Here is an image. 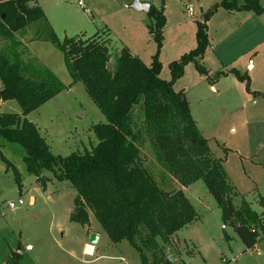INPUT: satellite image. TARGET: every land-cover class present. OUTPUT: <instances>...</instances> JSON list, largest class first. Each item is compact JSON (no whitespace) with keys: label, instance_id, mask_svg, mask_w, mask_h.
<instances>
[{"label":"rangeland","instance_id":"374dc122","mask_svg":"<svg viewBox=\"0 0 264 264\" xmlns=\"http://www.w3.org/2000/svg\"><path fill=\"white\" fill-rule=\"evenodd\" d=\"M149 1L155 7L160 6V0ZM220 1L166 0L168 26L176 29L177 24H184L179 34L175 29L172 31L176 36L172 42L175 49H184L194 39L190 22L193 19L201 22L203 15ZM235 1L237 5L244 2ZM130 2L36 0L35 4L44 12L46 21H36L16 34L20 43L16 52L22 60L35 67L48 68L64 85H69L71 80L62 53L48 42L28 44L37 36L44 37L48 26L60 42L65 38L86 39L98 34L110 47V65L125 46L148 66L155 51V43L148 33L152 20L144 12L128 6ZM259 4L263 6L264 0H259ZM217 11L209 21L207 32L213 41L221 33L220 26L227 25L221 17L228 12L222 8ZM260 35L255 52L264 59V32L260 31ZM11 47L9 42L0 38V49L4 48L8 54ZM176 55L177 51L172 50L165 56L161 79L169 81L168 60L177 58ZM206 66L219 70L210 62ZM197 73L190 64L187 71L184 70V78L178 79L173 89L188 90L191 116L201 135L207 139L212 156L222 160L234 188L233 205L239 207L241 200H245L253 211L264 213V95L243 99L240 84L232 75L219 79L218 92H214L210 85L216 81L215 73L209 80L202 81ZM240 87L244 88L242 84ZM253 87L264 88V68L255 70ZM0 112L20 114L21 109L17 102L7 101L3 102ZM27 119L36 123L50 152L61 157L91 151L97 144L92 126L105 123V117L81 83L61 92L30 113ZM133 121L138 126L142 123L139 107L134 110ZM0 145L2 155L16 168L22 182L19 193L12 172L0 160V264H5L12 252L21 254L19 264H141L138 253L128 242L114 244L110 241L91 212L87 211L86 225L69 221L76 191L68 181H59L52 172H45V187H42L26 172L21 147L3 140ZM139 149L140 163L151 173L159 188L167 193L181 189L196 214L192 222L167 242L156 239L161 253L168 254L172 264H264V239L260 238L254 247L246 249L231 227L223 228L221 211L201 180L182 188L158 164L147 137L142 138ZM91 235L97 237L95 244L89 241ZM86 245L93 247L92 254L85 253ZM142 249L151 260L152 251Z\"/></svg>","mask_w":264,"mask_h":264},{"label":"trees","instance_id":"16d2710c","mask_svg":"<svg viewBox=\"0 0 264 264\" xmlns=\"http://www.w3.org/2000/svg\"><path fill=\"white\" fill-rule=\"evenodd\" d=\"M35 1L0 0V38L12 46L8 54L4 48L0 49V104L15 101L21 109L20 114L0 112V140L21 147L26 172L42 187H45V172L70 183L76 197L69 221L86 225L89 211L112 243L126 241L136 250L141 264H172L168 254L161 253L156 239L167 242L192 222L196 214L181 189L173 193L161 190L140 163L139 144L147 137L158 164L182 188L199 180L203 182L221 211L223 228L231 227L246 249L264 239V213L253 211L245 200H241L239 207L233 205L234 188L222 160L212 156L208 141L191 116L184 93L173 89L188 64H193L198 74L209 80L201 60L209 46L207 23L218 8L261 15L264 5L260 6L259 0H244L241 5L235 0H222L212 6L202 21L196 22L195 48L168 64L169 81L160 78L159 61L166 0H160L159 7L151 5L147 12L152 20L148 33L155 43L148 66L124 46L108 69L110 49L98 34L60 42L47 26L45 36L34 39L48 42L62 53L71 80L69 85H64L48 68L35 67L16 52L20 46L16 34L36 21H46ZM227 73L244 83L246 92L254 95L246 72L230 69L215 73L214 78ZM77 83L84 86L105 117V123L92 126L97 144L91 151L61 157L50 152L27 116ZM136 107L142 110L139 126L133 121ZM0 160L12 172L20 193L22 182L18 171L1 151ZM142 248L152 251L151 260ZM20 260L21 254L12 252L5 264H19Z\"/></svg>","mask_w":264,"mask_h":264},{"label":"crops","instance_id":"0c3cea01","mask_svg":"<svg viewBox=\"0 0 264 264\" xmlns=\"http://www.w3.org/2000/svg\"><path fill=\"white\" fill-rule=\"evenodd\" d=\"M138 2L149 3L150 6L153 5L152 1L150 2L149 0H138ZM130 3H132V0ZM241 4H243V2L238 3V5ZM128 6H130V4ZM138 12H142V11H138ZM226 12H228L229 15L227 13L226 15H222L221 18L224 22H227V25H225L224 23V25L220 26L221 33L219 32V36L216 37V40L214 41L211 40L209 34L207 33L209 46L207 47L204 53V56L201 60V64L202 63L204 64L205 67L203 65L202 66L207 70L209 78L212 73H216L220 71L226 73L230 69H236L241 73L246 72L250 78V91L254 93V95H264V92H262L264 91V88L261 89V88L253 87L255 70H261L262 68H264V59L257 55L258 52H255V50L258 48V44L261 36L260 31L264 32V13L261 15H257L251 11H232V12L226 11ZM145 14L147 15V13ZM164 16L166 23L163 28V42L159 55V60L161 62L162 70L165 67V63H166L164 61V58L166 55H169L170 51L176 50L177 55L175 57L177 58H171V60H168V64L172 62L173 59L178 60L184 53L195 48L196 46V41H194L195 31H196L195 24L196 22H200L197 21L196 19H193L192 22H190V25L192 26L194 39L192 38L193 40L187 43L184 49L179 50L178 47L175 49V47L172 44L173 40L176 38V36L172 35L173 33L172 31L175 28L171 29L168 26L169 16H168V7L166 5L164 8ZM230 23H232L233 25L230 26ZM183 25H184L183 23L177 24L175 31L178 32V34L179 32H181ZM208 28H209V22L207 23V32H208ZM37 42L39 41L33 39L28 44H35ZM129 51L131 52L132 55L136 56V54L133 52L132 49H129ZM207 62H210L212 67H216V69L219 70H213V68H209L208 66H206ZM189 66L190 64H188L184 70L187 71V68H189ZM229 76H231V74L227 73L225 74V76H221L220 78L216 79V81H214L210 85L211 90H213L214 92H218L217 86L220 84L219 79L227 78ZM183 78L184 77H182L180 80H182ZM199 80L201 81L206 80V77L199 75ZM238 82L239 81H237V83ZM238 84H240V86L242 84L244 87L242 89L238 85L240 92L243 96V99L250 100L253 94L251 93L249 94L246 92L244 83L239 82ZM176 91H182L187 99L188 90L186 88H179V90ZM2 104L3 103L0 104V108ZM33 124L36 126V123ZM27 248H29V246H27Z\"/></svg>","mask_w":264,"mask_h":264},{"label":"water","instance_id":"95a60500","mask_svg":"<svg viewBox=\"0 0 264 264\" xmlns=\"http://www.w3.org/2000/svg\"><path fill=\"white\" fill-rule=\"evenodd\" d=\"M130 7L135 11H142V12L147 13L149 11L150 4L149 3H140V2H138V0H132ZM110 67H111V65L108 64L107 68L110 69ZM263 208H264V203H263ZM89 241H90V243L95 244L97 242V237L95 235H91Z\"/></svg>","mask_w":264,"mask_h":264},{"label":"bare ground","instance_id":"6f19581e","mask_svg":"<svg viewBox=\"0 0 264 264\" xmlns=\"http://www.w3.org/2000/svg\"><path fill=\"white\" fill-rule=\"evenodd\" d=\"M92 252H93V247L90 245H86L85 246V253L90 255V254H92Z\"/></svg>","mask_w":264,"mask_h":264},{"label":"built area","instance_id":"2783aa9c","mask_svg":"<svg viewBox=\"0 0 264 264\" xmlns=\"http://www.w3.org/2000/svg\"><path fill=\"white\" fill-rule=\"evenodd\" d=\"M78 5L81 6V5H82L81 2H78ZM187 10H188V12H191V9H190V8H188ZM84 11H85V9H84ZM85 12H86V11H85ZM9 207H10V208H13V205H12V204H9Z\"/></svg>","mask_w":264,"mask_h":264}]
</instances>
